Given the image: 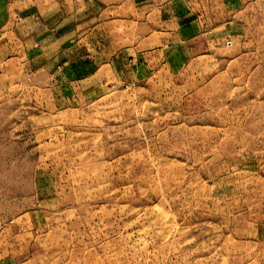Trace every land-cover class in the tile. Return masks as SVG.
Here are the masks:
<instances>
[{"label": "rangeland", "instance_id": "1", "mask_svg": "<svg viewBox=\"0 0 264 264\" xmlns=\"http://www.w3.org/2000/svg\"><path fill=\"white\" fill-rule=\"evenodd\" d=\"M262 3L124 82L0 61V264H264Z\"/></svg>", "mask_w": 264, "mask_h": 264}, {"label": "crops", "instance_id": "2", "mask_svg": "<svg viewBox=\"0 0 264 264\" xmlns=\"http://www.w3.org/2000/svg\"><path fill=\"white\" fill-rule=\"evenodd\" d=\"M262 2L0 0V61L32 69L34 76L56 75L53 85H78L101 70L117 71L124 82L174 46L218 37L221 23Z\"/></svg>", "mask_w": 264, "mask_h": 264}]
</instances>
